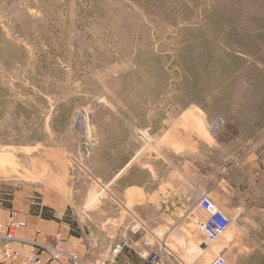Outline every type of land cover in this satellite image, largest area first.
<instances>
[{
	"label": "rangeland",
	"instance_id": "1",
	"mask_svg": "<svg viewBox=\"0 0 264 264\" xmlns=\"http://www.w3.org/2000/svg\"><path fill=\"white\" fill-rule=\"evenodd\" d=\"M177 140L190 143L178 158ZM0 154V205L15 193L75 202V187L93 199L127 157L164 184L170 160L189 161L231 225L208 248L183 211L163 230L147 225L167 246L160 264L218 252L264 264V220L237 236L239 198L215 196L219 168L264 154V0H0ZM122 176L145 180L138 168ZM109 192L107 212L130 216ZM101 242L90 257H108L115 239Z\"/></svg>",
	"mask_w": 264,
	"mask_h": 264
},
{
	"label": "crops",
	"instance_id": "2",
	"mask_svg": "<svg viewBox=\"0 0 264 264\" xmlns=\"http://www.w3.org/2000/svg\"><path fill=\"white\" fill-rule=\"evenodd\" d=\"M184 124L191 125L192 122H184ZM175 130L177 129L173 128L171 131ZM195 137L193 141H190L197 142V136ZM182 143L177 140L172 144L177 158L183 155L185 148L190 144ZM175 147L178 148L175 149ZM157 157L153 156L154 159ZM137 161V156L127 157L121 162L117 171H106L104 180L99 186L100 189L93 199L87 196L88 193L78 199L80 190L77 187H75V202L71 191L65 193L66 196L63 199L57 198L56 194L52 193L49 199L39 202L28 201L15 193L8 204L0 205V219L6 221L10 211L16 210L17 218L26 222L25 228L17 231L18 236L35 237L38 241H46L57 233H61L66 249L78 251L80 256L90 252L95 253V247L102 245L103 236L111 237L115 239V242H119L128 235L127 245L113 264H121L118 260L123 253L132 256V260L125 261L126 264H138L140 261L133 258L139 256V251L145 247L143 243L145 237L128 231L131 218L123 217L121 210L119 216L115 213L113 215L111 209L107 212V206L108 204L111 206V201L106 196V192L111 191L109 193L121 202V207L123 206L127 215H136L157 232L167 227L166 222L173 221L175 214L180 211L185 212L190 219L202 215L199 210L197 214L194 213L197 209L196 201L201 191L209 190L202 184V179L199 184L193 181L192 174L188 171L189 161L185 160L180 165L179 163L182 162L177 163L175 157L174 160H170L165 184L162 183L163 179L153 167L143 166ZM130 168L143 171L145 180L130 177L129 181L126 179L125 182L122 175ZM199 173L202 176L201 170ZM156 178H159V181L156 182ZM48 193L45 192V196ZM209 194H212V191H209ZM231 195L239 198L233 209V212L238 213L236 234L239 236L240 232L246 231L248 224L254 225L257 219L264 220V154L261 157L257 156V159L250 156L239 157L237 163L219 168L215 177V196L226 198ZM69 215L72 216L69 217ZM174 229H177L179 234V227ZM113 243L105 246L104 252H108ZM157 249V244L148 248L151 252ZM49 264H58V262L51 261Z\"/></svg>",
	"mask_w": 264,
	"mask_h": 264
},
{
	"label": "built area",
	"instance_id": "3",
	"mask_svg": "<svg viewBox=\"0 0 264 264\" xmlns=\"http://www.w3.org/2000/svg\"><path fill=\"white\" fill-rule=\"evenodd\" d=\"M196 207L202 213L193 217L197 232L201 236L199 245L208 248L210 244L217 242L230 227L231 218L206 190L200 192ZM130 217L128 231L145 237L143 242L145 247L139 251V255L145 258L148 264L162 263L164 251L167 249L163 238L160 239L152 230L150 231L145 221L136 215L131 214ZM25 226L26 222L17 218L16 210L10 211L6 221L0 219V264H49L51 261H57L58 264H113L127 245L128 235L113 244L107 258L95 259L88 254L80 256L78 251H68L61 233L43 242L33 237L18 236L17 231ZM154 242H157L158 249L151 252L148 248ZM208 264L231 263L218 252Z\"/></svg>",
	"mask_w": 264,
	"mask_h": 264
},
{
	"label": "bare ground",
	"instance_id": "4",
	"mask_svg": "<svg viewBox=\"0 0 264 264\" xmlns=\"http://www.w3.org/2000/svg\"><path fill=\"white\" fill-rule=\"evenodd\" d=\"M8 159L4 154H0V161H6Z\"/></svg>",
	"mask_w": 264,
	"mask_h": 264
}]
</instances>
